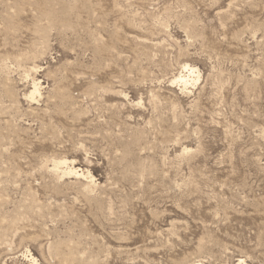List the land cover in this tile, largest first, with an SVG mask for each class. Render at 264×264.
I'll return each mask as SVG.
<instances>
[{
    "label": "rangeland",
    "instance_id": "374dc122",
    "mask_svg": "<svg viewBox=\"0 0 264 264\" xmlns=\"http://www.w3.org/2000/svg\"><path fill=\"white\" fill-rule=\"evenodd\" d=\"M238 261L264 264V0H0V264Z\"/></svg>",
    "mask_w": 264,
    "mask_h": 264
},
{
    "label": "bare ground",
    "instance_id": "6f19581e",
    "mask_svg": "<svg viewBox=\"0 0 264 264\" xmlns=\"http://www.w3.org/2000/svg\"><path fill=\"white\" fill-rule=\"evenodd\" d=\"M183 70H184L185 74L187 73V75L186 76L184 74L179 75L177 78L174 79V81H173L174 83L181 84L185 87L188 84L196 82V80L198 79V75H197V71L194 68L186 65V66H184ZM34 91H36V85L35 84H34ZM63 165H66V164L63 163ZM64 174L73 175L75 177H83V175L80 174L79 171H77V169L75 167H73V166L68 167L67 165H66V169L64 171ZM237 264H244V263L242 261H238Z\"/></svg>",
    "mask_w": 264,
    "mask_h": 264
}]
</instances>
